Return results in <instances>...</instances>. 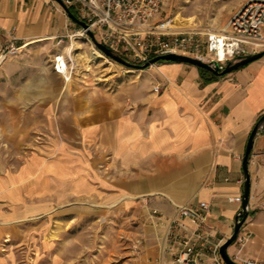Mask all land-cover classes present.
Here are the masks:
<instances>
[{"label": "crops", "instance_id": "obj_1", "mask_svg": "<svg viewBox=\"0 0 264 264\" xmlns=\"http://www.w3.org/2000/svg\"><path fill=\"white\" fill-rule=\"evenodd\" d=\"M70 25L52 0H0V50L53 41L61 46ZM150 67L151 83L138 94L130 87L128 99L65 101L71 108L56 126L52 156L22 166L16 177L2 176L0 199H28L38 207L42 201L56 207L80 200L138 205L147 223L139 264H171L159 244L177 206L206 202L212 240L230 237L241 203L228 198L242 194L246 141L264 113V56L220 76L184 62ZM52 116L45 120L54 121ZM247 169L248 214L227 248L235 261L264 259V129L254 137ZM152 209L167 220L154 222ZM181 222L193 227L188 219ZM10 228L7 211L0 209V244Z\"/></svg>", "mask_w": 264, "mask_h": 264}, {"label": "rangeland", "instance_id": "obj_2", "mask_svg": "<svg viewBox=\"0 0 264 264\" xmlns=\"http://www.w3.org/2000/svg\"><path fill=\"white\" fill-rule=\"evenodd\" d=\"M247 1L163 0L157 20L195 29L201 39L199 54L209 61L204 33L220 29ZM70 27L58 47L53 41L0 50V178L16 177L22 166L50 159L54 140L59 138L56 126L62 124L61 114L71 108L65 101L128 99L130 87L138 94L155 75L150 66L131 68L110 59L86 32L80 33L79 25L71 21ZM93 49L112 64L95 58ZM56 55H63L68 62L66 77L52 70ZM81 65L89 68L78 73ZM50 100L56 104L49 107ZM48 115H54V121L45 120ZM0 209L7 211L11 227L0 244V259L8 264L140 263L147 223L138 205L80 200L56 207L42 201L38 207L28 199L24 203L0 199ZM23 211L26 215L17 217Z\"/></svg>", "mask_w": 264, "mask_h": 264}, {"label": "built area", "instance_id": "obj_3", "mask_svg": "<svg viewBox=\"0 0 264 264\" xmlns=\"http://www.w3.org/2000/svg\"><path fill=\"white\" fill-rule=\"evenodd\" d=\"M61 1L76 17L88 24L98 42L129 62L141 64L167 53L195 55L202 59L199 54L201 39L195 29H181L157 20L163 0ZM84 32L86 30L81 28L80 33ZM204 34L209 58H217L220 50L223 53V60L215 59L219 63L237 55L257 52L264 48V0L243 3L220 29ZM53 66L65 76L62 70L67 71L68 62L63 55L55 56ZM158 88L156 84L152 90L156 92ZM250 197L249 190L248 200ZM228 200L240 204L241 194ZM176 210V217L168 220L159 244L162 254L168 252L171 255V264H226L219 253L224 241L212 240L207 203L200 201L196 205H181ZM149 218L156 223L166 219L156 209L149 212ZM182 219H188L193 227L187 228ZM245 241V237L244 241L240 240L239 247ZM235 262L264 264V259L244 256Z\"/></svg>", "mask_w": 264, "mask_h": 264}, {"label": "water", "instance_id": "obj_4", "mask_svg": "<svg viewBox=\"0 0 264 264\" xmlns=\"http://www.w3.org/2000/svg\"><path fill=\"white\" fill-rule=\"evenodd\" d=\"M56 1L64 10L66 15L71 19L72 22L76 23L79 25L81 28L86 30V33L89 35L91 38L94 46L102 52L105 56L109 57L110 59L125 65L127 67L131 68H137V69H144L147 68L148 66L158 62V61H175V62H184V63H189L192 64L198 68L205 69L208 72H210L213 75L220 76L223 74H226L228 72H231L233 70H236L243 65H246L247 63L256 60L260 58L261 56H264V50L255 52V53H248V54H243V55H237L235 57L227 59L226 63L220 64L217 62L215 59H210L209 61H204L198 57H192L189 55L185 54H179V53H167L163 55H157L152 57L149 61H146L141 64H136L129 62L125 58L121 57L119 54L111 50L110 48L106 47L102 43L98 42L94 35L93 32L88 28V24L76 17L72 11L65 6L61 0H54ZM264 129V113H262L258 119L256 120L255 124L253 125L249 136L246 141L245 145V151L244 155L242 158V171H243V191L241 194V207L239 211L237 212L235 216V223H234V229L230 237H228L221 245L219 248V253L224 260L226 264H239L235 262L230 255L228 254L227 248L228 246L234 241L236 234L245 220L247 214H248V196H249V190H250V180H249V173L247 169V164H248V159L250 156V151L252 148L253 140L254 137L262 130Z\"/></svg>", "mask_w": 264, "mask_h": 264}, {"label": "bare ground", "instance_id": "obj_5", "mask_svg": "<svg viewBox=\"0 0 264 264\" xmlns=\"http://www.w3.org/2000/svg\"><path fill=\"white\" fill-rule=\"evenodd\" d=\"M71 52H72V50H71ZM70 52V56H71V53ZM92 54H93V56L95 57V58H99V59H103L104 61H106V62H108V63H111L105 56H103L99 51H97L96 49H93V51H92ZM1 58V57H0ZM217 61H221V60H223L224 59V57H223V53L221 52V50L219 51V54H218V57L217 58H215ZM112 64V63H111ZM110 64V65H111ZM78 65V64H77ZM63 66L64 67H66L67 68V65L64 63L63 64ZM79 67H81V70H79L80 68H78V73L79 72H84V70H86V69H88L89 68V66H84V65H81V66H79ZM73 68V67H72ZM75 68V67H74ZM76 69H77V67H76ZM76 69H75V71H76ZM62 72H63V74L65 75V76H67V71L66 70H62Z\"/></svg>", "mask_w": 264, "mask_h": 264}, {"label": "trees", "instance_id": "obj_6", "mask_svg": "<svg viewBox=\"0 0 264 264\" xmlns=\"http://www.w3.org/2000/svg\"><path fill=\"white\" fill-rule=\"evenodd\" d=\"M158 62H161V61H158ZM201 70L204 71V72L206 71L205 69H201ZM206 72H207V71H206Z\"/></svg>", "mask_w": 264, "mask_h": 264}]
</instances>
